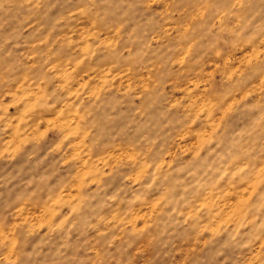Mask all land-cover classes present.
<instances>
[{"label":"rangeland","instance_id":"1","mask_svg":"<svg viewBox=\"0 0 264 264\" xmlns=\"http://www.w3.org/2000/svg\"><path fill=\"white\" fill-rule=\"evenodd\" d=\"M0 264H264V0H0Z\"/></svg>","mask_w":264,"mask_h":264}]
</instances>
